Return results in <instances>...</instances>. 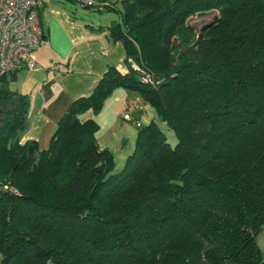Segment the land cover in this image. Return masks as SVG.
<instances>
[{"label": "trees", "instance_id": "obj_1", "mask_svg": "<svg viewBox=\"0 0 264 264\" xmlns=\"http://www.w3.org/2000/svg\"><path fill=\"white\" fill-rule=\"evenodd\" d=\"M98 1L81 7L119 22L92 29L153 84L108 66L40 150L20 143L28 98L9 89L15 72L0 75V264H264V0ZM212 11L198 30L186 22ZM119 88L176 143L155 119L140 124L114 174L82 117Z\"/></svg>", "mask_w": 264, "mask_h": 264}, {"label": "crops", "instance_id": "obj_2", "mask_svg": "<svg viewBox=\"0 0 264 264\" xmlns=\"http://www.w3.org/2000/svg\"><path fill=\"white\" fill-rule=\"evenodd\" d=\"M74 6L64 0H46L39 8L44 37L31 54L36 67L15 72L9 82V86L12 83L15 87L12 91L28 98V125L20 143L34 141L40 150L48 147L58 121L72 102L89 95L108 66L122 72L130 67L125 62L122 43L111 42L107 30L92 29L106 27L114 21L101 24L99 20L95 24L83 18L79 20L72 10ZM119 94L122 99L118 113H121L131 98L127 95L124 100V93Z\"/></svg>", "mask_w": 264, "mask_h": 264}, {"label": "rangeland", "instance_id": "obj_3", "mask_svg": "<svg viewBox=\"0 0 264 264\" xmlns=\"http://www.w3.org/2000/svg\"><path fill=\"white\" fill-rule=\"evenodd\" d=\"M115 1L116 0H112V2ZM117 7L120 8L119 5ZM72 10L79 20H82L83 18L87 21H93L95 24H98L99 20L101 24L106 22L109 23L111 21L119 22V14L116 11L97 12L95 9H84L77 4ZM215 16H217L216 11L207 12L202 15L191 16L186 22L189 26L198 30L204 23L209 22ZM9 87L11 91L15 89L12 83H10ZM119 93H124V100H126L128 95L130 98L139 102L140 111L133 113L132 116L133 118L139 119L142 126L148 124L151 119H155L159 128L166 132L168 143H170L171 146H174L176 143V138L169 131H166L163 123L155 118L153 108L143 101L137 91H129L120 88L115 89L104 101L97 114H94L93 111L90 110L82 117L83 120L91 119L96 123V141L100 148L107 149L112 153L114 157V174L122 170L127 157L132 154L135 148L137 131L139 130V127L136 124L124 120L123 115L125 114L126 109L125 111L123 110L121 113H118L122 99V96ZM256 244L260 249L264 261V226L261 232L256 236ZM48 264L53 263L49 262Z\"/></svg>", "mask_w": 264, "mask_h": 264}, {"label": "built area", "instance_id": "obj_4", "mask_svg": "<svg viewBox=\"0 0 264 264\" xmlns=\"http://www.w3.org/2000/svg\"><path fill=\"white\" fill-rule=\"evenodd\" d=\"M82 7L103 5L98 0H70ZM46 0H0V75L17 72L23 68L31 71L36 65L31 56L42 40L38 10ZM130 67L140 74L146 84H153V77L144 73L138 65L128 60ZM139 102L135 99L127 101L124 120L137 126L139 119L132 114L139 112Z\"/></svg>", "mask_w": 264, "mask_h": 264}]
</instances>
